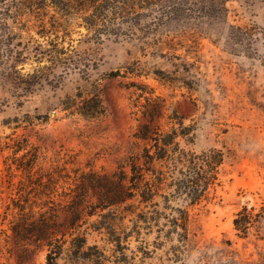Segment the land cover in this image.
<instances>
[{
	"label": "rangeland",
	"instance_id": "374dc122",
	"mask_svg": "<svg viewBox=\"0 0 264 264\" xmlns=\"http://www.w3.org/2000/svg\"><path fill=\"white\" fill-rule=\"evenodd\" d=\"M226 7L230 22L264 26V0H228ZM15 11L5 38L11 36L26 59L0 68V264H47L46 241L36 239L41 213L52 218L54 208L59 217L49 231L69 241L85 237L88 246L106 248L112 260L126 258V264H264V67L230 53L215 42V28L190 17L161 29L160 44L140 31L128 37L87 29L77 18H66L56 32L50 14L41 20ZM80 92L98 93L104 114L87 119L65 110ZM148 98L162 105L165 132L180 129L168 122L173 112L193 126V142L182 145L223 153L219 180L200 202L173 203L188 214L183 247L173 235L161 237L158 249L150 246V257L137 252L134 241L124 255L111 253L107 210L97 207L99 193L90 184L142 153L147 143L134 133L145 122L143 111L153 108ZM132 217L117 222L122 228L115 234L133 238ZM156 236L143 234L150 243ZM172 246L181 247V261H172ZM74 258L63 253L58 263Z\"/></svg>",
	"mask_w": 264,
	"mask_h": 264
},
{
	"label": "trees",
	"instance_id": "16d2710c",
	"mask_svg": "<svg viewBox=\"0 0 264 264\" xmlns=\"http://www.w3.org/2000/svg\"><path fill=\"white\" fill-rule=\"evenodd\" d=\"M227 1L0 0V68H4L10 62L19 63L26 59L24 50L19 49L18 45L11 44L12 37L5 38V29H9L7 19L10 18L13 8H16L14 13L16 16H21V12L27 11L30 15L44 20L50 14V26L56 32L65 21L67 22L66 18H77L87 29L95 27L97 30L103 29L117 36L128 37L140 31L145 37L148 34L152 35V38L160 44L162 36H157L160 35L161 29L190 17L215 28L217 33L215 42L221 43L223 47H230V53L258 61L264 67V26L256 24L240 26L230 22ZM60 19L63 21L61 22ZM41 23L39 34L45 36L48 32L45 28L46 24L43 21ZM56 37L58 38V35ZM144 46L148 45L144 43ZM155 46L160 45L150 47ZM177 56L175 57L179 59ZM159 57L164 58L165 55L160 53ZM180 80L187 83L183 79ZM82 94L80 92L76 97L68 98L64 109L73 108L87 119H96L104 114L105 108L98 93L88 97ZM148 101H154L153 108L143 111L145 122L134 133L137 140L147 143L142 153L130 155L119 164L118 170L112 177L104 175L90 184L99 193L100 203L97 207L101 211L107 210V213L102 214L108 219L105 229L109 231L108 243L111 244V253L124 255L125 251L132 249L131 244L134 241L138 243L135 246L136 251L150 257L154 252L150 246L158 249L163 245L160 241L161 237L172 240L173 235L183 243L181 246L183 247L188 241V214L185 208L174 206L173 203L182 200L188 205H194L204 199L219 180L223 153L215 148L197 152L182 145V140L185 143L193 142L190 135L193 126L184 125L183 117L173 112L168 115V122L178 124L180 129L173 128L171 132H165L160 123V119L164 117L162 105L157 103L156 99L148 98ZM35 152L34 158H38V150ZM25 168L29 172L32 170L31 165ZM78 186L82 194L87 192L83 181ZM129 200L133 203H128ZM52 210V218L47 216V212L41 213L43 222L36 239L46 241L47 264H59L58 259L63 253L75 255L73 264L127 263L126 258L118 260L115 257L112 260L114 255L106 254L108 250L106 248H99L97 245L88 246L85 237L76 236L69 241L64 237L65 235L58 237V231H49L59 217L57 209ZM127 214L133 216L130 227L131 233L134 234L133 238L115 234L117 228H122L117 222H122ZM241 220L240 217L235 219L237 228L243 225ZM14 230L18 234H24L25 237L30 233L23 231L24 229L20 231L16 227ZM154 231L157 236L150 243L143 234L148 236ZM181 247L172 246L170 249L174 253L172 259L174 263L182 260Z\"/></svg>",
	"mask_w": 264,
	"mask_h": 264
}]
</instances>
